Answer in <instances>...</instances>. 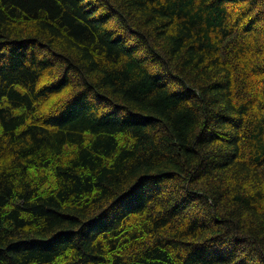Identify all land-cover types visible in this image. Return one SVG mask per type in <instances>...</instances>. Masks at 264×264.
Wrapping results in <instances>:
<instances>
[{"label":"trees","instance_id":"16d2710c","mask_svg":"<svg viewBox=\"0 0 264 264\" xmlns=\"http://www.w3.org/2000/svg\"><path fill=\"white\" fill-rule=\"evenodd\" d=\"M0 264H264V0H0Z\"/></svg>","mask_w":264,"mask_h":264}]
</instances>
